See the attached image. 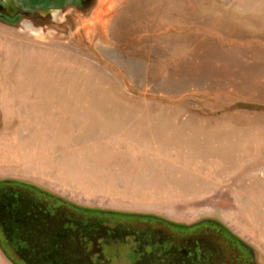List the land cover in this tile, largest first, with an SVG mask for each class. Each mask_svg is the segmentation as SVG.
I'll list each match as a JSON object with an SVG mask.
<instances>
[{
  "label": "rangeland",
  "instance_id": "1",
  "mask_svg": "<svg viewBox=\"0 0 264 264\" xmlns=\"http://www.w3.org/2000/svg\"><path fill=\"white\" fill-rule=\"evenodd\" d=\"M72 13L0 21V205L22 203L24 223L0 239L152 238L213 219L264 264V0Z\"/></svg>",
  "mask_w": 264,
  "mask_h": 264
},
{
  "label": "flooded vegetation",
  "instance_id": "2",
  "mask_svg": "<svg viewBox=\"0 0 264 264\" xmlns=\"http://www.w3.org/2000/svg\"><path fill=\"white\" fill-rule=\"evenodd\" d=\"M93 1L0 0V21L43 28L49 23L69 21L73 11L84 13ZM6 219L0 214V230L4 232L15 228L19 231L24 224L20 219L16 222ZM194 225L196 230L186 231ZM175 226L166 225L172 228V236L156 233L152 238L7 236L2 238L0 249L11 264H258L252 248L232 238L213 219L187 227ZM175 230L178 232L174 233ZM195 235L200 237H192ZM208 235L213 238L207 239Z\"/></svg>",
  "mask_w": 264,
  "mask_h": 264
},
{
  "label": "trees",
  "instance_id": "3",
  "mask_svg": "<svg viewBox=\"0 0 264 264\" xmlns=\"http://www.w3.org/2000/svg\"><path fill=\"white\" fill-rule=\"evenodd\" d=\"M21 184H28V185H30L29 183H24L23 181H22V183ZM31 187H33L34 189H37V190H39V191H41V192H43V193H45L46 194V191L45 190H43V189H41V188H39V187H37V186H35V185H30ZM45 191V192H44ZM62 203H64V204H66V205H69V206H73V207H75V208H77L78 210H80V211H83V210H90V209H88V208H85V207H82V206H79V205H76V204H73V203H70V202H68V201H66V200H64V199H60V198H58ZM1 201V200H0ZM1 202H3V201H1ZM20 205H22V203H17V204H12V207H9V206H7L6 204H1L0 205V207L1 208H3L2 210H4V212H8L9 214L8 215H11L10 216V219L8 218V219H6V220H10V221H13V222H16L17 220H19L20 218H19V215H16V213L17 212H19L20 210V208H19V206ZM14 208V209H13ZM18 209V210H17ZM15 210H17V212L15 211ZM13 211V212H12ZM2 217H4V216H2ZM3 220V219H2ZM223 226V225H222ZM224 227V226H223ZM91 228V227H90ZM224 229L227 231V232H229L230 233V231L226 228V227H224ZM52 230V229H51ZM62 232V231H61ZM60 233V232H59ZM91 232H89L88 233V235H82V237H77V238H82V239H84V238H87V237H94V236H92V234H90ZM94 233V232H93ZM90 234V235H89ZM232 234V233H231ZM60 235V234H59ZM65 236L67 235V234H64ZM232 237L234 236V235H231ZM15 237V236H14ZM46 237H59L58 236V234H57V231H54L52 234H50V235H47V236H39L38 238H46ZM66 238H72V237H66ZM234 238H236V239H238L237 237H235L234 236ZM0 244H2V238L0 239Z\"/></svg>",
  "mask_w": 264,
  "mask_h": 264
},
{
  "label": "crops",
  "instance_id": "4",
  "mask_svg": "<svg viewBox=\"0 0 264 264\" xmlns=\"http://www.w3.org/2000/svg\"><path fill=\"white\" fill-rule=\"evenodd\" d=\"M0 258L5 261L7 264H11L7 259L6 257L4 256V254L2 253L1 249H0Z\"/></svg>",
  "mask_w": 264,
  "mask_h": 264
},
{
  "label": "water",
  "instance_id": "5",
  "mask_svg": "<svg viewBox=\"0 0 264 264\" xmlns=\"http://www.w3.org/2000/svg\"><path fill=\"white\" fill-rule=\"evenodd\" d=\"M253 250V249H252Z\"/></svg>",
  "mask_w": 264,
  "mask_h": 264
}]
</instances>
